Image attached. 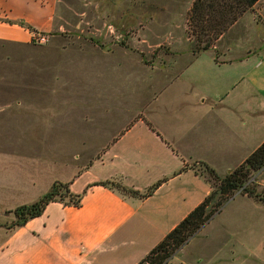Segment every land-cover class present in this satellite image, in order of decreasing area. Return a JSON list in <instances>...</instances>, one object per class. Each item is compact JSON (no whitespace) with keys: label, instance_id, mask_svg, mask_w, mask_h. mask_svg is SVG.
I'll return each instance as SVG.
<instances>
[{"label":"crops","instance_id":"1","mask_svg":"<svg viewBox=\"0 0 264 264\" xmlns=\"http://www.w3.org/2000/svg\"><path fill=\"white\" fill-rule=\"evenodd\" d=\"M57 4L58 0H0V40L29 43L34 33L50 34L55 30ZM249 13L254 30L247 31L250 35L244 47L235 43L197 55L187 49L183 66L162 89L173 85L180 96L162 99L160 93L152 100L151 110L142 111V119H136L147 127L131 126L120 140L113 141L111 149H104L76 175L68 173L67 162L35 157L34 147L27 152L21 143H15L12 152L0 148L3 213L36 202L54 182L67 183L72 194L81 195L79 207L52 202L41 216L23 226L0 225V264H138L210 194L204 166L224 176L261 145L264 22L254 21ZM244 15L218 42L241 24ZM121 141L126 151L140 155L129 164L130 171L125 170L128 175L119 170L106 172L102 160ZM112 157L116 159L117 154ZM95 170L103 174H90ZM253 180L264 188V169ZM154 186L152 194L143 197ZM238 198L247 200L253 211H264V203L236 193L170 261L264 264V223L212 224ZM210 227V233L221 238V248H227L225 256L187 250Z\"/></svg>","mask_w":264,"mask_h":264},{"label":"rangeland","instance_id":"2","mask_svg":"<svg viewBox=\"0 0 264 264\" xmlns=\"http://www.w3.org/2000/svg\"><path fill=\"white\" fill-rule=\"evenodd\" d=\"M191 3L58 0L55 30L39 33L44 42L34 39V34L29 43L0 40V148L12 152V146L21 143L27 152L34 147L35 157L67 162L68 173L76 175L104 149H111L113 141L120 140L131 126L147 127L139 121L142 111L151 110L154 98L160 93L162 99L180 96L173 85L162 89L183 66L187 49L191 50L186 24ZM250 12L254 21L263 23L264 0ZM253 30L247 12L241 24L214 47L235 43L244 47L247 31ZM124 145L121 141L102 156L106 172L119 170L128 175L129 164L140 158ZM114 153L117 158L112 160ZM248 183L254 184L253 178ZM254 221L264 223V211H253L247 200L238 198L212 224ZM13 223V215L0 209V225ZM210 230L196 236L187 250L225 256L227 248H221V238ZM176 252L164 264H173L170 260Z\"/></svg>","mask_w":264,"mask_h":264},{"label":"trees","instance_id":"3","mask_svg":"<svg viewBox=\"0 0 264 264\" xmlns=\"http://www.w3.org/2000/svg\"><path fill=\"white\" fill-rule=\"evenodd\" d=\"M261 0H192L187 12V32L194 55L212 49L217 41L246 13L252 11ZM211 184L210 194L196 206L176 227H174L138 264H164L188 242L209 220L219 213L224 205L237 193L264 203L259 186L249 184L264 169V141L238 167L224 176L217 175L204 166ZM152 187L143 197L156 189ZM122 192L137 195L136 192L120 188ZM81 195L70 192L69 184L54 182L50 190L30 205L15 208V221L10 227L23 226L31 219L41 216L48 204L59 202L79 207Z\"/></svg>","mask_w":264,"mask_h":264},{"label":"built area","instance_id":"4","mask_svg":"<svg viewBox=\"0 0 264 264\" xmlns=\"http://www.w3.org/2000/svg\"><path fill=\"white\" fill-rule=\"evenodd\" d=\"M35 35V36H34ZM34 39H39L41 42H44L45 41V38L44 37H40L39 33H34Z\"/></svg>","mask_w":264,"mask_h":264}]
</instances>
